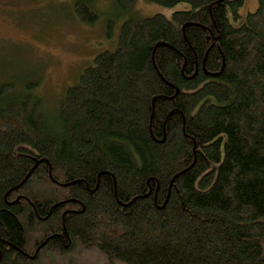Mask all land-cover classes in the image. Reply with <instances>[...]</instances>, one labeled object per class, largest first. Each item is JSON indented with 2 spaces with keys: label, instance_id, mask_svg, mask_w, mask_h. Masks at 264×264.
I'll use <instances>...</instances> for the list:
<instances>
[{
  "label": "trees",
  "instance_id": "1",
  "mask_svg": "<svg viewBox=\"0 0 264 264\" xmlns=\"http://www.w3.org/2000/svg\"><path fill=\"white\" fill-rule=\"evenodd\" d=\"M148 1L54 117L0 83V264H264V0Z\"/></svg>",
  "mask_w": 264,
  "mask_h": 264
},
{
  "label": "rangeland",
  "instance_id": "2",
  "mask_svg": "<svg viewBox=\"0 0 264 264\" xmlns=\"http://www.w3.org/2000/svg\"><path fill=\"white\" fill-rule=\"evenodd\" d=\"M75 0H0V83H15L22 94L28 82L38 83L37 94L53 116L67 88L102 52L112 51L123 22L116 19L117 0H95L99 20L91 26L73 11ZM130 3L133 0H118ZM131 9L139 18L160 14L170 18L177 11L191 9L181 4L173 9L134 0ZM258 8L256 0H244L240 16L245 19ZM229 19L235 23L232 14ZM91 264L94 256H85Z\"/></svg>",
  "mask_w": 264,
  "mask_h": 264
}]
</instances>
